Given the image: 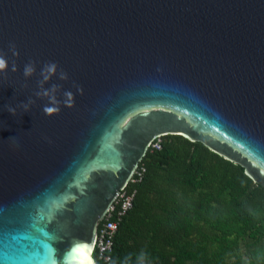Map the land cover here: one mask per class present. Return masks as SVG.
I'll use <instances>...</instances> for the list:
<instances>
[{"label":"water","instance_id":"obj_1","mask_svg":"<svg viewBox=\"0 0 264 264\" xmlns=\"http://www.w3.org/2000/svg\"><path fill=\"white\" fill-rule=\"evenodd\" d=\"M0 56V264H48L47 243L62 259L73 238L94 248L162 136L264 189V0H0ZM45 90L58 115L44 114Z\"/></svg>","mask_w":264,"mask_h":264},{"label":"trees","instance_id":"obj_2","mask_svg":"<svg viewBox=\"0 0 264 264\" xmlns=\"http://www.w3.org/2000/svg\"><path fill=\"white\" fill-rule=\"evenodd\" d=\"M140 164L110 264H264V189L241 166L179 135Z\"/></svg>","mask_w":264,"mask_h":264},{"label":"clouds","instance_id":"obj_3","mask_svg":"<svg viewBox=\"0 0 264 264\" xmlns=\"http://www.w3.org/2000/svg\"><path fill=\"white\" fill-rule=\"evenodd\" d=\"M13 55H18V53L14 50L13 46ZM7 67V61L3 56H0V72H4V70ZM57 64L56 63H49L45 66V72L46 74L42 73L43 79L47 81L50 78L51 74H54L57 70ZM11 71H16L15 64L12 65ZM34 71V67L31 63L25 65L24 67V75L25 77L30 76ZM7 75V73H4ZM60 79L67 80L68 75L66 72L61 71L60 72ZM77 92L81 95H83V88L79 85H75ZM56 86H53L52 92H55ZM39 95V94H38ZM44 96H48L50 99V103L43 108L44 114L51 117L54 114L58 115L61 111L60 108V101H58L54 95H50L48 90H45L43 92ZM64 101L63 104L68 109H72L75 106V99L74 95L71 91H65L64 92ZM32 103V101H29V104ZM29 104H22L20 107H22L25 111L28 110ZM7 110L12 114L16 115V108L12 106H8ZM49 240H57L59 237H56L54 235L48 234ZM46 256L45 259L48 261V264H96V261L94 259V248L93 245L90 244L87 241L80 240L78 238H73L70 244V247L64 252V255L62 259H58L56 256V249L51 246V244L47 243L46 246ZM140 257L144 258L145 253L141 252Z\"/></svg>","mask_w":264,"mask_h":264},{"label":"built area","instance_id":"obj_4","mask_svg":"<svg viewBox=\"0 0 264 264\" xmlns=\"http://www.w3.org/2000/svg\"><path fill=\"white\" fill-rule=\"evenodd\" d=\"M160 138L153 141L150 148H160ZM145 173V167L139 164L129 183L120 191L113 205L100 222L94 244V259L96 264H110L114 238L121 219L132 208L136 191L132 185L139 183Z\"/></svg>","mask_w":264,"mask_h":264}]
</instances>
